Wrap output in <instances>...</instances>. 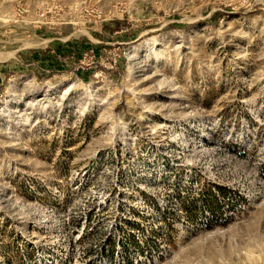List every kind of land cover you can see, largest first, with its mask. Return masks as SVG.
<instances>
[{
	"label": "rangeland",
	"instance_id": "1",
	"mask_svg": "<svg viewBox=\"0 0 264 264\" xmlns=\"http://www.w3.org/2000/svg\"><path fill=\"white\" fill-rule=\"evenodd\" d=\"M0 264H264V0H0Z\"/></svg>",
	"mask_w": 264,
	"mask_h": 264
},
{
	"label": "bare ground",
	"instance_id": "2",
	"mask_svg": "<svg viewBox=\"0 0 264 264\" xmlns=\"http://www.w3.org/2000/svg\"><path fill=\"white\" fill-rule=\"evenodd\" d=\"M10 89H11V88H10ZM10 89H9V90H10Z\"/></svg>",
	"mask_w": 264,
	"mask_h": 264
}]
</instances>
